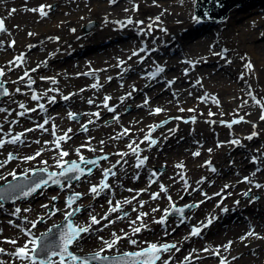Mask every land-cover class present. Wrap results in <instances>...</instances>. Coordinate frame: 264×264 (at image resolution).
<instances>
[{
  "label": "rangeland",
  "instance_id": "obj_1",
  "mask_svg": "<svg viewBox=\"0 0 264 264\" xmlns=\"http://www.w3.org/2000/svg\"><path fill=\"white\" fill-rule=\"evenodd\" d=\"M195 1L155 0L154 3L153 0H115V3H110V0H33V2L30 0H18V2L0 0V17L5 21V31L0 32V69H3L5 73L3 79L11 83L10 94L5 98V104L0 106V108L6 109L5 112H0V128L2 129L0 130V138L11 139L12 136L19 134L22 128L28 124H32L36 128V125L43 123L45 119H48V121L52 120L48 127H45L49 133H53V125L56 127L59 123L63 124L64 122L71 123L75 127V130L69 133V136L86 135L90 131L92 123H89V120L91 119L87 118L77 106H71V110L67 109V100L64 99L57 101L56 104L55 100L50 102L48 106L52 108L45 112L50 111V114L46 117H43V110L39 109L37 111L41 117L39 123H36L35 116L30 114L18 115L19 112L24 111V109L19 108L21 103L26 108L30 104L35 109L39 108L38 105L44 103V101H50V98L59 95L57 91L61 89L58 88V83H52L51 79H41L42 77L52 78L53 73H56L55 70L61 71L67 76L79 75L80 77L91 78L92 80L87 81L94 82L92 83L93 85H98V87H94V91L95 95L101 98L117 94L115 90H109L111 85H117L118 89L120 87L123 89L130 88L129 78L132 76L137 78L139 74L146 72V84L148 87L143 88L140 85H135L134 88L136 90L133 91L132 89L134 98L128 100L121 111L109 112L104 108L102 117L107 124L110 123V126L112 124L115 130H119L121 127L129 129L128 127L131 126L132 128L130 127L131 129H129L130 131L127 134L131 138L137 136L135 132L137 129L144 128L140 133L141 138L144 139V136L150 131V126L168 121L162 127L155 129V131H162L173 124V122H178L175 117H181L183 121H188L186 123L192 122V118L195 117V122L205 127L207 133L211 134L206 142L201 144L203 147L198 151L200 153L199 156L193 155L195 151L190 149L179 150L168 157L163 151L160 158L155 157V155H142V158L148 157L149 170H145V172L149 171L148 183L139 184V188L135 189L134 193L146 195L148 200L157 202L160 198L151 199V194L157 192L156 190L151 189L146 191V193L140 192V190L151 183L166 182L168 180V175L166 174L168 165L176 162L177 165H183L180 170L187 169L189 157L193 159L192 164L197 172H201L198 168L200 165L202 170L217 172V182L212 183V187H215L212 189L213 195L206 191L204 193L206 196L203 194L202 198H200L194 194V188L198 185L197 175L193 174L194 179L191 183H187V188H182L181 182L183 180L181 176H184V171H181L177 175V182L180 183V186L176 188L178 194L166 195L163 201H160L157 205L160 213L154 212L150 216L160 219L163 215V210L166 208L171 212L170 202L167 199L168 196H171L172 202L178 207L199 204L198 207L185 210V222L180 223L177 214H170L167 217L166 224L161 225V229L165 232L162 237H148L146 240L137 242L136 245H132L126 240L129 245H116L115 248L105 251L103 254L113 255L138 251L147 247L145 242H157L175 244L180 249V251L173 249L171 252L164 253L158 264H162L163 260L169 259L170 264H220L221 259H224L226 264H259L257 256L249 253L251 250L247 251L248 254L239 256L234 262H228L230 257L234 258L245 248L251 247L246 246V241H241L242 249L237 248L233 244L232 250L226 256L221 251L220 243L229 244L232 241V239L229 240L231 237L228 234L216 235L217 237L214 239V244L210 250L208 249L210 247L208 245V242H210L209 236L204 237L203 231H201L199 236H189V234L193 226L202 227L198 221L193 223L190 221V215L199 211L202 200L205 202L210 201V207L208 208L214 213L221 212V210L215 211L213 209L216 204L223 208L228 200L243 201V207L250 205V210L245 208L239 216L246 217L249 220V217L251 218L252 216L250 211H252L253 215L256 217L260 216L264 220V187L257 188L255 186L259 184L257 181L254 183L246 182L244 178L248 177L250 179L252 175L247 171L239 170V168L243 167L247 169L253 167L256 171L264 168V161H259V159L264 158V120L260 119L261 115L264 114V107H262L264 105V9L240 12V18L229 22L224 21L225 26H214V35L184 36L182 29L195 22L193 19ZM41 4L53 6L51 10L46 9L48 15L45 17H40L38 12L28 10L38 8ZM134 6H137L135 10ZM12 9H16V11L11 12ZM123 14H127L128 18L133 21L129 24V28L124 29L117 24H111L110 20L114 18V15ZM156 17L160 18L158 22L155 21ZM137 21H142L143 23H137ZM90 22H96V25L89 32H85L83 27ZM231 22L234 25H230ZM150 24L152 25L151 31L148 30V25ZM59 27H63L65 30H57L56 28ZM73 29L75 31H72ZM29 33L34 35L30 36ZM13 41H15L14 45L12 44ZM257 43L260 45L259 47H255ZM145 44H147L146 47ZM62 46L66 48L61 52ZM141 48H145V51L140 52L136 59V63L141 67L132 65L130 74L127 73V78H123L126 75L124 61L129 54L131 55L133 51H138ZM217 50L231 54L232 58L238 62L240 69H233L232 67L228 69L231 73H234V78L228 71L220 72L224 73L229 84L231 82L241 83L244 81V84L241 85V92L227 88V85H224V89L221 90L220 86H215L218 83L216 79L211 80V76L205 75L206 77H204L201 74L200 70L202 68L216 70L214 63H219V66H226L225 62H217L213 56ZM25 52H27V55H25ZM18 56H23L22 63L16 61L15 58ZM141 57H143L142 60ZM248 62L253 65L251 71L246 68ZM50 63H52L54 68L47 67ZM106 65L122 66L119 70L121 77L106 84L105 87H101L98 82L103 79L104 75L110 76L108 74L113 72L110 70L109 72L104 71L101 73L102 68ZM159 67H162L164 71L158 73L157 68ZM226 68L228 67L226 66ZM32 69H36V71L33 72L31 71ZM25 72H28L29 76L21 80L20 78L24 77ZM119 72L117 71V74ZM163 73H166L168 78ZM198 74L201 76L199 79L196 78ZM239 74L243 75L242 81H236V77ZM29 77L34 81L31 87L27 84ZM75 78L73 77L72 79ZM178 83L185 86L179 88L177 86ZM76 84H78V87L80 86L79 83ZM189 84H194L193 86H196L198 91L194 95L188 92L181 96V90L185 93L184 88ZM17 88H20V92L16 91ZM208 89L217 98L215 106L209 105L213 101L199 100L200 94L203 91L207 93ZM33 93L40 96L41 99L32 100L31 96ZM240 94L249 98L254 104L253 112L249 116H246L245 111L241 110L243 100L240 99ZM44 96L51 97L42 100ZM228 96L230 97L229 101H221L229 98ZM253 97H255V100ZM158 98H163V100ZM145 100L151 103L150 108L145 104ZM256 100L261 103L257 104ZM108 104L110 107L115 106L109 101ZM207 105L208 107L204 109V106ZM156 108H161L163 111L155 114L154 110ZM180 109H184V111H180ZM188 109H194V111H188ZM69 112L76 114V118L70 119ZM93 112H98V109L95 108ZM210 112L213 115H209ZM116 115L127 116L125 124H120L114 120L113 116ZM240 117H243L240 123L231 124L234 127L240 124L237 133L243 138L236 139L231 130L227 129L229 128L228 124L233 120L240 119ZM82 125L87 128V131L82 128ZM253 125H255V128H253ZM222 128H226V130L223 132ZM155 131L151 132V136H153ZM253 131L257 132L258 135L251 140L247 139ZM213 132L216 133L214 134ZM217 133L221 134V136L216 137ZM34 134L35 132L28 135L24 134L23 138H31ZM233 140H238L239 144L231 143ZM174 143L176 144V142ZM196 143H193V145L199 146ZM25 148L26 142L15 145L5 144L0 149V161L7 159V155L10 152L16 157L3 168H0V176L8 175L9 172L17 168H31L30 171H23L27 175H31L33 170L38 167H47L50 170L60 171L56 167L57 158L49 161L42 156H38L34 160L23 163L24 152L19 149ZM209 149L212 151L209 152ZM156 151L158 152L159 150L156 149ZM222 151L226 152V160L221 167L215 162V159L219 157ZM68 153L69 155L64 157V160L80 161L76 151ZM118 153H121V151L119 150ZM80 155L84 158L107 155V159L111 156L110 153L102 149H96V151L83 150ZM42 161H47V164L42 163ZM103 161L101 160L92 169L91 174L83 180L84 182L70 183L71 187H67V183H64L65 186L63 188L60 186L56 189L45 186L29 199L23 197L18 199L17 203L12 206H4L5 210L0 209V248L6 250L4 253H0V261H3L4 264H22L19 259L10 255V253H13L16 247L21 246L22 244L20 243L31 237L17 241L16 245L6 241L18 239L20 233L24 234L22 229L30 230L33 235L39 236L41 233L46 232L50 226L60 223L64 219L65 213L70 212L74 208L79 207L81 209L74 219L75 224L87 226L80 218L89 216L87 213L91 210V206L88 211L85 210L86 200L88 199H86L78 185L85 183L94 176L97 177V184H99L104 177L103 171L109 169L103 167ZM207 161L211 162L210 165L206 164ZM84 166L87 169L91 167L90 165ZM212 168L215 171H212ZM153 172L156 173L155 176L152 175ZM162 174H166V179ZM12 179L13 177L6 181ZM6 181L0 182V184ZM110 182L112 183L110 189L105 190L107 194L112 192L116 186V183H113V178ZM95 183L96 181L93 180L88 182L86 191L89 192L90 187L95 185ZM225 185H228V187L225 188ZM75 192L83 195L69 208L66 205L67 197ZM246 192L248 193L247 196L244 195ZM49 193L52 196L58 195V199L55 201L51 200L52 196H49ZM46 194L48 196L42 200L45 199L43 204L49 206L47 209L32 205L34 200H40ZM214 195L215 199H212ZM93 199H97V197ZM116 203L114 202V206ZM121 205L122 210L117 212V215L111 213L109 220H114L118 216L123 217L120 220H125L129 217L132 213L131 209L126 204L121 203ZM16 208L22 210L30 209V211H21L19 214H13ZM55 209H60V211H56L55 215H50ZM105 209L106 207L100 210L97 209L91 215L98 216L110 213L109 210ZM213 212L209 211L208 215L213 214ZM124 213L128 215L125 216ZM221 213L225 215V212ZM41 216L45 217L44 221L38 223L36 228H32L29 222L37 221ZM233 220L223 222L221 226L227 228L230 226L227 223H232ZM121 224H115L109 229L107 232L109 239H112L111 234L113 232L117 235L126 232L127 226H121ZM183 229L184 231H182ZM86 235L84 234L83 238H86ZM185 237L189 238L185 239ZM205 238L206 241H204ZM189 239L198 241L200 245H194L191 241L189 242ZM76 244L73 245L72 250L81 254L96 252L102 247V242L100 243L99 239L95 243L83 242L81 247ZM206 248L208 251H204ZM217 251H219V255L215 254ZM186 256H190L187 261L184 259ZM55 260H58V258Z\"/></svg>",
  "mask_w": 264,
  "mask_h": 264
},
{
  "label": "bare ground",
  "instance_id": "obj_2",
  "mask_svg": "<svg viewBox=\"0 0 264 264\" xmlns=\"http://www.w3.org/2000/svg\"><path fill=\"white\" fill-rule=\"evenodd\" d=\"M9 1L18 2V0H9ZM30 1L33 2V0H30ZM124 15L126 16L123 17ZM129 19L130 18H128L127 14H123L119 16L114 15V18L110 21H111V24H117L119 25V27L127 29L129 28V24H130L128 23ZM232 24L233 23L231 22L230 25ZM61 28L63 27H59L56 29L59 31L65 30V28L63 29ZM231 30H233V28H231ZM146 45L147 44H145V47ZM257 46L259 47L260 45L257 43L255 47ZM65 48H66L65 46H62L61 52ZM214 54L215 55L213 56L216 58V61L225 62L228 68H226V66L224 65L219 66L220 65L219 63H214L216 65L214 66L216 70H213L210 68H202L200 70L201 74L204 77L211 76L210 77L211 80L216 79L218 83H216L215 86H220L221 90L224 89V85H227V88L236 89V91L241 92L242 91L241 85L244 84V81L241 83L231 82L229 84L228 79L224 76V73L220 72V71H223V72L228 71L230 74L231 71L228 70L229 67H232L233 69H237V68L240 69L238 62L232 58L231 54L223 53L222 51H219V50H217ZM25 55H27V52H25ZM129 57H131V59H129ZM136 59H137V56H133L132 54L131 55L129 54L128 58L124 61L123 64L126 65V70H125L126 75H124L123 78H127L126 77L127 73L130 74V67L132 65L141 67L139 64L136 63ZM227 61H231V63H228ZM45 67H46V64H45ZM47 67L54 68L52 63H50ZM121 68L122 66L120 67V65L104 66V68H102L101 73L104 71L109 72L110 70H112L113 72L108 74L110 76L104 75L103 76L104 80L102 79L101 81L98 82V84H100L101 87H105L106 84H109L113 80L120 78L121 73L119 72V70ZM55 71L56 73H53L52 78L56 80V83H58V88L61 89L57 91L59 95L54 97L55 104L57 101L62 100L64 96H68L69 99L67 100L66 108L67 109L69 108V110H71L70 108L71 106H77L79 109H81L84 112L87 118H90L91 121H93L91 129L86 135L70 136L71 139H68L67 142L61 141V148L67 152L76 151V149L78 148H79V151L81 152L83 150H87L88 146L94 149L105 150L108 153H110L111 156L106 161H103V167L111 168L113 172L116 173V175L113 176V183H116L115 189L112 192H109L108 194L106 191H104L97 197V199H93V195L86 191L88 182H90L91 180L96 181L95 184H97L98 180L96 176L91 177L85 183L78 185L79 189L82 190L83 194L86 196V199H88L86 200L85 210L88 211V208L91 206V210L88 211L87 214L88 215L89 213L93 214L95 211H97V209L100 210L105 207H106L105 210L110 211L111 206L107 203L108 200H111L112 206H114V202L123 203L125 199H131L133 196L137 197L135 200H132L131 204H126L131 209L132 213L125 220H120V219L115 218L114 220H112L114 221V223L109 224L107 220L101 219V217H103L105 214H108V213H104V214L96 216L97 219H101V223L99 225L92 226V230L90 231V233H88L87 237L85 239L80 240L77 243L78 247H81L82 243L87 242V241L95 243L96 240L99 239V237H103L104 240H110L109 237L107 236V232L115 224H121V223H122L121 226H127L126 232L124 234H121V236L127 234L129 239H135L137 242L146 240V238L148 237H151V238L152 237H159V238L162 237L165 234V232L161 229V224L154 223V220H158V218L154 216H150V215L154 213L152 209L157 208V205L160 203V201H163L166 195H169V194L177 195L178 194L176 188L177 186H180V183L177 182V177H178L177 175L181 171H184V176L182 179L183 182H181L182 188H185L184 181L186 180L187 183L190 184L191 181L194 179L193 174H195L197 175L196 179L198 180V185L196 188H194V194H196L200 198H202V195L206 193V191H209L212 195L214 194L212 192L213 191L212 189L215 187H212V183L217 182V179H216L217 172H208L205 169L202 170L200 169L201 165L198 167L199 170H201V172L199 171L197 172L195 170L194 165L192 164L193 159L191 157L188 158V162H189L188 168L189 169L187 168V169L180 170V167H177V164L175 162L171 165H168V169H167L168 171L166 172V174L168 175V180L166 182L151 183V184L146 185V187L143 188V189H147V191H150L152 189V190H156L157 192H160V185L163 184L167 188V193H161L160 200H158L157 202H152L148 200L146 198V195L135 194L134 191H129V189H133V190L138 189L139 184L140 185L147 184L148 175H149V171L145 172V170H149L148 169L149 164L147 163L148 160L142 167L140 168L135 167L136 155L133 154L131 149L128 147L129 144H132L133 147H136V145H139V155L141 158H142V155H155V157L160 158L162 156L161 154L162 151L168 157L169 155L174 154L177 151L182 150V149H190L191 151L193 150L195 152L199 151L203 147L201 144H204L206 142V140L209 138V135L211 133H207L205 127L199 125L197 122L186 123L182 119H178V122H173V124H171L169 127H166L162 131L156 130L153 136L151 137L157 140V144L149 147L148 141H144V139H142L140 135V133L142 132L144 128L139 129V130L137 129V131H135L137 133V136L135 138H131L128 135L127 136L120 135L123 132V130L126 129L125 127H121L119 130H115V127L112 126V124H111L112 126L111 127L110 123L107 124L105 122L104 118L102 117V113L104 110V107H103L104 98H101L100 96L95 95L94 87H92L93 85L92 83L94 82L87 81V80H92L91 78H86L85 76L80 77L79 75H76V76L68 75L67 76L65 73L61 71H57V70ZM117 71L119 72L118 74H117ZM163 75L166 78H168V75H166V73H163ZM231 76L234 78V73H231ZM73 77H76V78L72 79ZM109 77H111V79H109ZM134 77L132 76L129 78V82L131 84L130 88L128 87V88L123 89L120 87L118 89L117 85H111L109 87V90L113 89L117 93V94L110 96L111 100H109V102H111L112 104L116 106V110L121 111L123 105L128 100L134 98L132 89L134 88L135 85H140L143 88L148 87V85L146 84L147 82L146 72L139 74L137 78H134ZM200 77H201L200 74H198L196 78L199 79ZM242 77L243 75H240V74L237 75L236 81H242ZM76 83H79L80 86L78 87V84ZM193 85L194 84H189L188 86H186L184 88L185 93L184 91L180 89L181 90L180 95L181 96L185 95L188 92H191L194 95V93L198 91V89L196 86H193ZM177 86L179 88H183L185 85H181L178 83ZM129 92L132 93L130 97L127 96ZM205 92L206 91H203V93L200 94L199 100L202 99L203 101H213V103H209V105L215 106V104L217 103V98L215 97V95L213 93L212 94L210 93L212 92L210 91V89H208L207 93ZM47 97H51V96H44L43 100H46ZM121 97H125L122 103L120 99ZM239 97L240 99L243 100V104L241 105V110L245 111L246 116H249L253 112L254 104L249 100V98L244 97L242 94H240ZM90 99L93 101L92 104L88 103V100ZM158 99L163 100V98H158ZM229 100H230V97L225 98V100L222 99L221 101H229ZM49 103L50 101H47V100L46 102L44 101V103H42L44 105V109H42L44 113L43 117H46L48 116V114H50V111L45 113L48 109L52 108L48 106ZM147 107L150 108L151 103H147ZM207 107L208 105L204 106V109ZM27 108L33 109L32 105L30 104H28ZM95 108L98 109V112L100 114L99 119H97L96 116L92 115L94 113L93 110ZM35 109L36 111H28L26 113L27 114L31 113L30 114L31 116H35L36 123H39L41 121V117L39 116L40 114L37 111L40 108H35ZM126 119H127V116L125 117L119 116L118 122L120 124H125ZM50 121L48 122V124L50 123ZM48 124H46L45 127H48ZM130 127L131 126H129L128 128L131 129L132 127L131 128ZM239 128H240V124L236 127L231 126L227 130H231L233 135H235L236 139H242L243 137L237 133ZM26 129H35V130L31 132H26L25 131ZM68 129H71L72 130L71 132H73L75 130V127L72 126L71 123H66V122H64L63 124L59 123L58 126L55 127V135H53V133L43 131L41 129L35 128L32 124L31 125L28 124L27 126L22 128L21 133L28 135V134L35 132V134L31 138H26V139L23 138L24 142H26V148L19 149V150L24 152L23 157L34 155L37 150H41L42 154L40 156L46 158L47 160L51 161L52 159H55V158L59 159V150L55 149L54 143H51V142L55 141L58 137L63 136L65 132H67L69 136V133L71 132H68ZM170 129H175V131L170 132L169 131ZM222 129H223L222 130L223 132L226 130V128H222ZM213 133L215 134L216 132H213ZM218 136H221V134L217 133L216 137ZM116 137H119V138L117 139ZM37 140H39L40 143H35V141ZM45 141H49L50 143L45 144L44 143ZM101 141H103V143H101ZM174 142H176V144ZM195 142H197L196 144H198L199 146H194L193 143ZM81 145H86V146L81 147ZM170 145H173V146H170ZM156 149H158L159 151L157 152ZM119 150L121 151V153H127V155L121 157L120 155L117 154ZM225 154L226 152L222 151L219 157L215 159V162L221 167L223 166L226 160ZM117 161H119V163H117ZM259 161H264V158L259 159ZM27 162L29 161L23 160V163H27ZM113 165H115V167H113ZM25 170L30 171L31 168H26ZM239 170H242L243 172L245 171L249 172L250 175H252L249 180L252 183L256 181L259 182V185H261V187L259 188L264 187V168L262 169L260 168L258 171H256L255 168L253 167L249 169L243 167V168H239ZM14 171L16 174H19L23 172L24 169L17 168ZM166 174H162V176L165 179H166ZM2 177H5L6 179H0V182L8 180L12 176L10 177V175H5ZM202 178H203V181H202ZM151 185L152 187L150 188ZM144 193H146V191ZM48 195L52 196L51 193H49ZM48 195L46 194L42 196L40 200H34L32 205L36 207H40L41 205H43V202L45 200V199L44 200L42 199ZM212 199H215V195L212 196ZM141 200L145 202L142 208L139 206V203H138V201H141ZM202 201L203 203H200L199 211L190 215V221L191 223L198 221L201 224V222L206 223L209 219L212 220V222L208 224L207 227H202L204 237L208 235L209 236L208 239H210L209 240L210 242H208L209 243L208 245H210V247L208 249L210 250V248L214 244V239L218 235H222L223 233H226L229 235V237H231L229 238V240L232 239V241H231L230 246L228 243H227L228 245L220 243L221 251L224 255L226 256L228 255V252L232 250L233 244L237 248L242 249L243 247L241 248V243H242L241 241H246V246H251L249 248H245L244 250H242L241 253L237 254L234 258L230 257L228 262H231V263L234 262V260L238 259L239 256L248 254L247 251L251 250L249 253H252L254 256H257L258 263L264 264V239L258 238V236L264 237L263 218H261L260 216L256 217L255 215H253L252 211H250V213L252 214L251 218L248 216L249 220H247L246 217L244 218L242 216H239L241 214V211H243L245 208H248L250 210V205L243 207V201L231 199L225 202V206L223 208H221V206L218 204H216L213 207L215 211L221 210V212H225V215H223V213L221 212L214 213L212 210H209L210 208L208 207H210L209 205L210 201L209 202H205L204 200ZM133 207H135L137 211L134 212L132 210ZM205 208L207 209L204 210ZM0 209L5 210V208H0ZM21 211H24V210L21 209ZM209 211L213 212V214L208 215ZM140 212L148 213V215L143 218V223L147 225V229L142 230L140 233L132 234V228L140 226V221H137L135 225H132L130 222L132 220H135L136 216ZM155 213H160V212L156 211ZM113 214L117 215V212ZM231 219L232 220L235 219V220H233L232 223H227L228 225H230L229 227L223 228L221 226L222 225L221 223L226 222ZM80 220L85 222L87 225L90 223L89 216H85V217L82 216ZM104 225H108V226L104 227ZM246 225H248V227H246ZM128 227H132V228H128ZM184 229L182 231H184ZM249 232H254L257 235H247ZM242 237H246V238L241 239ZM25 238L26 236L20 233L19 238L16 240L22 241ZM126 240L128 239L121 240L117 244V246L118 245H126V246L129 245L126 242ZM190 241L196 246L200 245L198 241L189 239V242ZM204 241H206V238L204 239ZM25 242L26 241L20 244H23ZM99 242L101 243L102 241L99 239ZM101 246H103V244ZM225 246H228V248Z\"/></svg>",
  "mask_w": 264,
  "mask_h": 264
},
{
  "label": "snow or ice",
  "instance_id": "obj_3",
  "mask_svg": "<svg viewBox=\"0 0 264 264\" xmlns=\"http://www.w3.org/2000/svg\"><path fill=\"white\" fill-rule=\"evenodd\" d=\"M153 2L155 3V0H153ZM110 3H115V0H110ZM52 5H45V4H41L38 8H32V9H28L29 11L32 12H38L40 17H45L48 15V11H46V9L51 10L52 9ZM137 6H134V10ZM16 9H12L11 12H15ZM159 17L155 18V21H159ZM194 20H196L197 22H199V18L197 17H193ZM133 21L131 19L128 20V23H132ZM137 23H143L142 21H137ZM152 29V25H148V30L151 31ZM5 31V26H4V21L2 19H0V32ZM72 31H75L74 29ZM29 35H34L33 33H29ZM15 41L12 42V44L14 45ZM31 47V46H29ZM145 51L144 48L139 49L138 51H133L132 55L133 56H138L140 52ZM16 61H20L22 63L23 61V56H18L15 58ZM129 59H131V57H129ZM143 59V57H141V60ZM228 63H231V61H227ZM123 63V62H121ZM19 66V65H17ZM39 67V65H38ZM246 68L251 71L253 68V65L251 64V62H248L246 64ZM31 71H36V69H32ZM164 69L162 67L157 68V72H163ZM5 73L3 71V69H0V76H4ZM29 74L28 72L24 73V77H21L20 79L23 80L25 77H28ZM41 79H51L52 83H56V80L54 78H48V77H42ZM109 79H111V77H109ZM199 82V81H198ZM34 83V81L29 77L27 80V84L29 87H31V85ZM92 87H98V85L94 84L92 85ZM0 95H4L7 96L9 95L7 88H4L2 84H0ZM51 90V89H50ZM136 89L133 88V91H135ZM17 92H20V88L16 89ZM83 91V90H81ZM132 93L129 92L127 94V96H131ZM249 95H251V93H249ZM31 99L34 101H37L39 99H41L40 96L36 95L35 93L32 94ZM64 100H68L69 97L68 96H64L63 97ZM121 103L123 102V100L125 99V97H121ZM253 99L255 100V97H253ZM111 100L110 96H105L104 97V104L103 107L106 108L109 112H115L116 111V106H109L108 101ZM50 102H54V98H50ZM89 104H92L93 101L90 99L88 100ZM148 101L145 100V104H147ZM257 104H260L261 102L259 100H256ZM38 107L40 109H44V105L43 104H39ZM262 107H264V105H262ZM19 108L24 109V111L19 112L18 115L23 116L25 115L26 112L28 111H36V109H28L25 107V105L23 103L19 104ZM6 109L4 108H0V112H5ZM161 111H163V109L161 108H156L154 110L155 114L160 113ZM180 111H184V109H180ZM188 111H194V109H188ZM69 118L70 119H75L76 118V114L69 112L68 113ZM92 115L96 116L97 119H99V112L93 113ZM209 115H213L211 112L209 113ZM114 120H119V116H113ZM175 119H182L181 117H175ZM261 120H264V114L261 115L260 117ZM243 120V117H240V119L238 120H233L230 124H228L229 127H231V124H235V123H240ZM48 119H45L43 121V123H39L36 125V128L41 129L43 131H47V129L45 128V125L48 124ZM188 122V121H185ZM192 122H195V117L192 118ZM89 123H93V121L89 120ZM168 123V121H163L161 122V124L158 125H154V126H150V131L147 135L144 136V141H148L149 142V147L156 145L157 144V140L153 139L151 137V132L155 131L156 128L158 127H162L163 124ZM82 128L87 131V128L85 126L82 125ZM253 128H255V125H253ZM55 125H53V135H55ZM35 129H26V132H31L34 131ZM71 129H68V132H71ZM129 129H124L123 132L120 135H127L129 133ZM170 132H174L175 129H170ZM258 133L253 131L248 137L247 139L251 140L253 137L257 136ZM24 133H19L15 136H12L11 139L5 140L3 138H0V149H2L5 144H23L24 140ZM117 139L119 137H116ZM68 139H71L70 136H68V133L65 132V134L63 136L58 137L55 141H52L51 143H54L55 145V149L59 150V159L56 162V167L59 168L61 171L59 172H50L48 173V179L46 180H41V181H35L33 182V184L27 188H23V187H19L16 186L17 188H19V191L14 192L12 195H8L6 196L4 194L3 189H0V201H4L5 199H19L21 197H28L31 196L33 193H36L38 189H42L45 186L48 185L49 181H51V183L53 184H57V185H61V187L63 188L65 185L64 183H62V181L60 179H58L57 177H64L65 181L71 180V179H75V180H79L82 176H84L85 174L90 175L92 172V169L89 168L87 170H85L84 168L79 167V165L73 161L70 163L64 160V157L68 156L69 153L67 151H64L61 148V141L67 142ZM143 142V141H141ZM35 143H40L39 140L35 141ZM45 144L50 143L49 141H45ZM101 143H103V141H101ZM135 143V142H133ZM231 143L233 144H239L238 140H233L231 141ZM86 145H81V147H85ZM219 146V145H218ZM128 147L131 149L132 153L136 155V168H140L142 167L148 157H143L141 158L139 155V145H136V147H133L132 144H129ZM88 150L89 151H96V149L91 148L90 146H88ZM209 152H211L212 150L209 149ZM76 153L77 155H79L80 161L82 163L85 164H91V165H97V161L96 160H85V158L80 155V151L79 148L76 149ZM42 154L41 150H37L35 152L34 155L31 156H25L23 157L24 161H31L36 159V157L40 156ZM118 155H120L121 157L126 156L127 153H117ZM193 155L195 156H199L200 153L197 151L195 153H193ZM16 157L13 155V153H8L7 155V159L0 161V168H3L7 163H9L11 160L15 159ZM101 159H107V156L101 157ZM42 163L47 164V161H42ZM117 163H119V161H117ZM210 161H207L206 164L210 165ZM65 165H69L68 167H65ZM113 167H115V165H113ZM177 167H183V165H177ZM40 171L42 172H47V169H40ZM212 171H215L214 168H212ZM71 173H78V175H70ZM8 175L12 176L13 179H16V173L15 171L9 172ZM109 175L111 176H115L116 173L112 171L111 168L109 169H105L103 171V176L105 178H107ZM153 176L156 175L155 172L152 173ZM0 179H6L5 177L0 176ZM181 179H183V176H181ZM244 180L246 182L251 183V181L249 180L248 177H245ZM203 181V178H202ZM201 181V182H202ZM155 182V181H153ZM185 183V187L187 188V181H184ZM257 188L261 187V185L256 184L255 185ZM9 189H12L13 186L11 185V183H9L8 185ZM67 187H71L70 183H67ZM110 185L106 182L105 180H101L99 182V184H95L92 185L89 189V193L93 195V198L98 197L101 193H103L106 189H110ZM228 185H225V188H227ZM129 191H135L133 189H129ZM147 191V189H142L140 190V192H145ZM161 193H167V188L161 184L160 185V192H155L151 194V199L152 200H156L158 198H160ZM42 194V193H41ZM139 194V193H138ZM82 193L79 192H75L73 193L71 196L67 197L66 200V205L67 207L71 208L72 205L79 200L82 197ZM206 196V194H204ZM217 195H219L217 193ZM245 196L248 195V193H244ZM137 197L133 196L131 199H125L123 201V204H131L132 200H135ZM58 199V195L52 196L51 200L55 201ZM167 199L170 202V207H171V212L169 209H164L163 210V215L160 217V219L158 220H154V223H158L161 225H165L166 221H167V217L172 214L175 213L179 216L180 219V223H184L185 222V210L186 209H191V208H195L198 207L199 204H191V205H184L182 207H178L174 202H172V198L171 196H168ZM107 203L111 206L110 207V213L105 214L103 217H101V219L103 220H107L109 224L114 223V221L109 220V215L111 213H116V212H120L122 210V205L120 202H117L115 204V206H112V201L108 200ZM139 206L142 208L144 206V201H138ZM200 203H203V201H201ZM238 203V202H237ZM3 207V204L0 203V208ZM41 207L47 209L49 206L47 204H43L41 205ZM134 212L137 211V209L135 207H133L132 209ZM226 210V209H225ZM24 211H30V209H25ZM56 211H60V209H55L53 212L50 213V215H55ZM81 209L75 208L70 212L65 213L64 215V219L65 221H68V223L66 225H53L52 228H49L47 230V232L42 233L40 236H35L31 233L30 230H23L24 231V235L26 237H31L30 239H27L25 243H23L21 246L16 247L15 251L13 253H10V255L15 256L17 259H19L22 264H90V262L92 260H96V261H109V257L106 255H102L103 252L105 251H110L113 248H115V246L124 239H128V242L132 245H136L137 241L135 239H129L128 235L125 234L123 236L121 235H117L115 232H113L112 235V239L110 240H104L103 237H99V239L102 241L103 246L99 249V251L94 252L90 257L88 258H83L80 255L75 254L73 251H71V247L78 243L82 238H83V234H88L90 233V231L92 230V226L93 225H99L101 223V219H97V217L95 215H91V213H89L90 216V223L87 226H79L77 224H75L73 221L70 220L71 217H74L78 212H80ZM153 212L156 211H160V209L158 208H153L152 209ZM21 212L20 208H16L15 209V213L13 214H19ZM125 216H127V213H124ZM148 215V213H144V212H140L138 213V215L136 216L135 220H132L130 223L132 225H135L137 223V221H140V226L138 227H133L132 228V234H137L140 233L142 230L147 229V225H145L143 223V218L146 217ZM123 217L118 216L117 219H121ZM45 219L44 216L39 217V219L37 221H30L29 223H31V227L32 228H36L37 224L40 222H43ZM212 222L211 219H209L206 223L205 222H201L202 227H207L208 224H210ZM11 223V221H10ZM108 225H104V227H107ZM179 226V225H177ZM202 227H197V226H193L191 228L190 234L189 236H199L201 234L202 231ZM57 229L58 230V236L59 239L56 240L55 238L52 239H47L50 234H52L53 229ZM247 235H257L254 232H249ZM189 237H185V239H188ZM246 237H242L241 239H245ZM260 239H264V237H259ZM7 243H10L12 245H16L18 242L15 239H10L6 241ZM147 243V247L146 248H141L138 251H130V252H124L122 253L121 257L119 259L117 258H112L113 264H122V261H125L126 264H157L158 261H161V256L163 253H168L171 252L173 249H175L176 251H180V249L175 245V244H169V243H157V242H145ZM231 242H229V246H230ZM228 247V246H225ZM6 250L4 248H0V253H4ZM195 251V250H193ZM204 251H208V249H204ZM216 255H219V251H217L215 253ZM54 257H58V260H54ZM186 261L190 259V256H186L184 258ZM0 264H4L3 261H0ZM162 264H170V259L169 260H163ZM220 264H226L224 259H221Z\"/></svg>",
  "mask_w": 264,
  "mask_h": 264
},
{
  "label": "water",
  "instance_id": "obj_4",
  "mask_svg": "<svg viewBox=\"0 0 264 264\" xmlns=\"http://www.w3.org/2000/svg\"><path fill=\"white\" fill-rule=\"evenodd\" d=\"M195 9L197 16L205 18L206 20L209 21H220L229 15L228 18L224 20L226 22H229L231 20L240 18V12L242 11L264 9V0H196ZM94 26L95 23H91L88 26L84 27V29L86 31H89ZM214 26H225V25L223 22L221 24H213L211 22H201V21L197 22L195 20V22L183 28L182 33L184 36L214 35ZM1 96L2 95H0V97ZM37 176H38V172L31 179L35 180ZM62 180L65 179L63 178L61 179V181ZM52 238H55L56 240L59 239L58 230L55 228L53 229L52 234H50V236L47 239H52Z\"/></svg>",
  "mask_w": 264,
  "mask_h": 264
}]
</instances>
